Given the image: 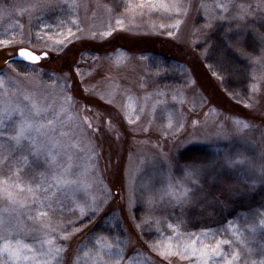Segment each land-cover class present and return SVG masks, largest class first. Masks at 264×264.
<instances>
[{
	"label": "rangeland",
	"instance_id": "1",
	"mask_svg": "<svg viewBox=\"0 0 264 264\" xmlns=\"http://www.w3.org/2000/svg\"><path fill=\"white\" fill-rule=\"evenodd\" d=\"M119 1L115 10L108 0H0V40H19L21 33L35 39L39 33L43 40L25 47L40 54L48 45L46 59L22 64L24 74L8 67L14 49L0 45V107L5 102L22 107L36 103L49 109L48 115L66 109L72 119L64 139L76 145L71 149L74 172L86 169L72 177L81 182L74 186L77 190L57 193V210L42 220L67 226L78 216L71 211L74 201H104L82 230L74 229L71 240L49 233L54 243L47 245L26 216L17 224L15 214L5 211L7 202L0 200V215L13 230L11 236L3 233L0 244L19 239L35 250L37 260L47 258L49 247L64 244L58 264H73L77 248L76 264H111L117 253L126 257V264H158L154 257L183 264L194 256L175 253L199 237L197 247L208 244L211 249L216 241L229 240L222 246L229 259L238 252L237 264H261L264 243L257 241L264 239L257 235L264 233V47L259 44V54L252 56L242 42L248 34L254 38L256 25L264 22V0H153L180 4L187 15L148 8L133 14L128 5L140 0ZM217 5H228L227 11ZM240 5H251L244 20L233 18L241 14ZM62 10L69 18L60 15ZM118 19L123 25L116 24ZM177 20L179 27H170ZM110 26L111 36L99 35ZM218 28L250 66L251 83L234 92L204 64L207 49L202 44ZM65 36L70 38L63 45L56 44ZM155 54L177 63L179 85L161 86L159 75L146 69ZM254 85L259 89L255 93ZM190 148L201 155L192 160L180 156ZM13 155L28 156L25 180L35 176L38 181L41 172H50L43 156L19 149ZM25 197L27 193L21 194ZM244 243H249L248 253ZM169 251L173 254L165 258L162 253ZM21 264H34L31 254Z\"/></svg>",
	"mask_w": 264,
	"mask_h": 264
},
{
	"label": "snow or ice",
	"instance_id": "2",
	"mask_svg": "<svg viewBox=\"0 0 264 264\" xmlns=\"http://www.w3.org/2000/svg\"><path fill=\"white\" fill-rule=\"evenodd\" d=\"M128 7L132 10L133 14H135L138 8H148L152 11L162 9L165 12L176 11L177 15H187L186 9L181 13L182 5L180 4H156L153 3V0H140V3L130 4ZM217 7H221L227 11L228 5H217ZM239 9L241 14L233 17L234 19L244 20L246 16L251 14V11H249L251 5H248L247 8L244 5H240ZM256 10H259V6H257ZM216 19L224 20L226 17L218 16ZM123 23V20L120 19L116 21L117 25H123ZM179 24L180 21L177 20L170 27L175 29L179 27ZM161 27H164V25H161ZM68 32L71 34L72 30L68 29ZM169 34L171 35V33ZM252 34L256 42L264 47V35L255 32H252ZM60 35L64 34L61 33ZM99 35L111 36V26L108 30L100 32ZM20 36L19 40L15 38L0 40V45H3L5 48H13L15 51L14 59L18 57L19 60L26 61L30 65L38 64L41 55L28 50L25 46L31 45L38 40H43V36L39 33L36 34L35 39L31 35L25 37L23 33ZM69 38L70 36H65L64 39L56 40V44L63 45L65 40ZM91 38L95 39V34ZM47 46L45 43L39 50L45 59L47 58V52L44 51V48H47ZM237 55L247 59L243 52H239ZM8 67L12 68L11 61L8 62ZM31 70L35 71V69ZM3 85L4 81L0 80V88ZM252 91L255 93L259 89L254 85ZM25 99L29 98L25 96ZM49 111V109H45L36 103H31L30 107H22L18 103L9 104L5 102L0 107V176L3 177L0 178V200L7 202L5 211L8 212L10 217L15 214L17 224L19 223L18 218L21 215L26 216L34 226L32 230L44 234L42 243L53 245L54 241L48 235L49 233H56L61 241L67 242L71 240L77 234L74 229L80 228L82 230L84 226L83 222L91 220L101 210V204L104 201H100L99 203L95 200L91 203L74 201L75 207L71 211L74 214L78 212V216L76 220L70 221L67 226L54 224L50 219L47 223L42 220V218L49 217V212L57 210L55 207L56 201L59 200L57 193L63 194L66 191L75 192L77 189L74 186L81 184V182L72 177L74 175H84L86 172V169L81 172H74L77 165H75L73 159L75 153L71 149L75 148L76 145L68 143L64 139L69 135L65 131V128L68 127L72 119L71 116L63 108L59 112L51 110V115H48ZM14 117H18V119H14ZM62 117H66V119ZM88 126L91 127V124L89 123ZM168 127L172 128V124L169 123ZM244 127L247 128L248 125L245 124ZM17 149L21 151L26 150L29 155L36 158L43 156L50 172H41L38 181L35 176L30 180H25L23 172L29 163L28 156L15 157L13 152ZM61 157L64 159H61ZM236 163H241V161H237ZM23 193H27V197L21 198V194ZM42 193L44 195H41ZM59 210L63 211V207ZM33 212L35 213L34 215L32 214ZM8 223L9 221L3 215H0V239H3L4 232H7L9 236L13 234L12 228L6 226ZM37 225L38 227H36ZM169 227L171 228L172 226L169 225ZM199 239V237L191 239V243H185L182 250L178 249L175 254L180 255L182 258H187L189 255L198 256L200 264H210V262L211 264H220L221 260L224 261V264H237V261H239L240 254L238 252H233L230 259L224 254L222 246L229 245V240L216 241L215 246L209 249L208 244L197 247ZM237 242H239L238 236ZM63 248L64 244H60L58 247H49L45 253L47 258L37 260L35 250L30 245L23 243L19 239L13 244L12 240L8 239L6 242L0 244V257L7 256L8 258L7 260H0V264H21L22 260L28 258V254H31L34 264H52L53 261H57L58 264L57 257ZM171 254H173L171 251L162 253L165 258ZM122 259L124 257L117 253V258L113 259L111 264H121ZM261 264H264V261H261Z\"/></svg>",
	"mask_w": 264,
	"mask_h": 264
},
{
	"label": "trees",
	"instance_id": "3",
	"mask_svg": "<svg viewBox=\"0 0 264 264\" xmlns=\"http://www.w3.org/2000/svg\"><path fill=\"white\" fill-rule=\"evenodd\" d=\"M111 3L110 7H113L115 10H118V5L121 4L119 0H108ZM112 9V8H111ZM60 15L69 18L68 12L61 11ZM54 14H51L50 17H53ZM59 16V15H58ZM57 16V17H58ZM36 24V23H35ZM256 31L258 34L264 35V22L258 23L256 25ZM243 50L246 54L257 56L260 52V45L256 40L250 35H246L243 40ZM207 52L204 58V64L208 72L222 80H224L231 88V91H236L237 89L244 88L251 83L249 72L250 66L241 59L226 43L223 37L222 28L216 29L214 32L209 34L204 43ZM10 62V61H8ZM12 66L18 72V74H24L26 71L22 67V63L11 62ZM146 69L149 72L157 73L159 75V84L161 86H177L180 84V70L177 63L169 58L161 57L158 55H151L146 61ZM201 155V152L197 149L190 148L185 150L180 154L181 157L186 159H197V156ZM264 228V227H262ZM257 237L260 240L264 239L263 231L259 232ZM258 239V240H259ZM258 244H263L264 241H257ZM249 246V243H244L242 249L245 250V253H248L246 249ZM258 247V245L256 244ZM263 246V245H260ZM80 247V246H79ZM78 250L80 248H77ZM76 249L73 253V264H76V255L78 250ZM154 257V255L151 254ZM156 258L158 264H168L162 258ZM126 264L127 259L124 257ZM198 260L197 258H189L183 261V264H192ZM72 264V262H71Z\"/></svg>",
	"mask_w": 264,
	"mask_h": 264
},
{
	"label": "water",
	"instance_id": "4",
	"mask_svg": "<svg viewBox=\"0 0 264 264\" xmlns=\"http://www.w3.org/2000/svg\"><path fill=\"white\" fill-rule=\"evenodd\" d=\"M29 50V49H28ZM37 54V53H36ZM38 55H41V59H40V61H39V63L42 61V60H44L45 58L43 57V55L40 53V54H38ZM48 56V55H47ZM14 57L15 56H13V57H11L10 59H9V61H11V62H17V63H22V64H29L28 62H26V61H21V60H19V58L18 57H16L15 59H14ZM38 63V64H39ZM30 65V64H29Z\"/></svg>",
	"mask_w": 264,
	"mask_h": 264
}]
</instances>
